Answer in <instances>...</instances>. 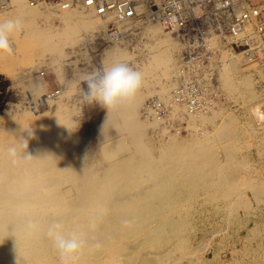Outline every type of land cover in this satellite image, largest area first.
I'll return each instance as SVG.
<instances>
[{
  "label": "bare ground",
  "instance_id": "bare-ground-1",
  "mask_svg": "<svg viewBox=\"0 0 264 264\" xmlns=\"http://www.w3.org/2000/svg\"><path fill=\"white\" fill-rule=\"evenodd\" d=\"M116 12V7L100 14L55 1L0 0V19L24 23L12 38L13 54L0 53V264H61L47 235L54 221L85 241L76 264H264V150L258 147L254 159L241 155L245 129L232 115L217 123L219 111L203 98L220 93V86L237 93L248 82L246 63H263L216 41L209 63L195 62L214 72V81H206L192 105L180 101L175 98L180 76L189 78L181 74V43L171 24L152 19L147 6L139 5L141 41L133 52L125 35L136 29L121 28V39L106 42L97 55L101 68L134 64L143 86L109 111L97 107L92 153L74 120L77 105L71 108L67 99L78 93L84 76L74 58L95 53ZM246 30L255 33L254 18ZM66 66L74 71L71 77ZM41 68L52 78L40 74ZM61 82L62 94L47 99L49 87ZM153 95L167 107L164 115L144 104ZM251 111L262 119L259 105ZM169 122L180 123L178 131L169 132ZM151 129L159 139L153 140ZM20 139L27 140L22 155L32 158L13 163L7 149ZM29 219L36 229L27 228Z\"/></svg>",
  "mask_w": 264,
  "mask_h": 264
},
{
  "label": "built area",
  "instance_id": "built-area-1",
  "mask_svg": "<svg viewBox=\"0 0 264 264\" xmlns=\"http://www.w3.org/2000/svg\"><path fill=\"white\" fill-rule=\"evenodd\" d=\"M42 0H31L38 4ZM55 1L63 7L83 6L94 8L105 14L110 8H117V15L107 23L104 30L107 39L98 41L112 44L122 37L121 28L130 32L136 29L137 8L145 4L150 17L164 19L171 24L172 34L181 43L179 54L181 74L175 98L193 102L205 90L206 81H214L215 73L196 67L195 62L205 66L209 63L214 43L219 41L228 50L244 58H255L264 64V0H46ZM127 18L133 26H128ZM254 18L255 33L246 30ZM250 26V25H249ZM248 26V27H249ZM112 39V40H111ZM204 64V65H203ZM189 71H188V70ZM208 82V83H209ZM148 108L157 115H164L167 107L160 100L150 102Z\"/></svg>",
  "mask_w": 264,
  "mask_h": 264
},
{
  "label": "rangeland",
  "instance_id": "rangeland-1",
  "mask_svg": "<svg viewBox=\"0 0 264 264\" xmlns=\"http://www.w3.org/2000/svg\"><path fill=\"white\" fill-rule=\"evenodd\" d=\"M138 30L139 29L136 28V31H135L134 34H132L130 32V33L125 35L126 40L129 39L128 43H132L133 42L132 44H129V48H128L129 51H132L133 48H134L133 46L137 45L141 41L140 34H139ZM131 38H133L132 39L133 41L131 40ZM100 43H102V44L100 45ZM103 48H104L103 42L99 41V44L96 43V47L94 48V50H95L94 54L92 53V51H93L92 50V51L86 52V54H87L86 56L80 54L78 57L74 58L77 61H76L75 65H73V66L78 69L77 72H79L80 69H82L83 71L81 70L79 73H82V76L83 75L84 76H83V79L81 77L82 80L80 79V83H79V80H78V87H79L78 93L77 94L74 93V95L71 96V98H70L71 100L69 98L67 99V103L70 105L71 108H75L76 105H77L76 114H75V116L73 115L74 116V120L76 119L75 122H76V125H77V129L79 131L80 136L84 140L85 146L92 153L96 152V143H95V134H94L95 130H93V129L95 128V122H97L98 119H99V115H98V113H96L98 111H95V110H97L98 109L97 107H99L100 105L97 104V103L94 104V102L90 103V102H88L85 99V97L83 95V92L87 91V87H86L87 84H86V82L84 80L89 74H91V73H93V72H95V71H97V70H99L101 68V65H100V62H99L100 61V56H98L97 54H102V52H104V51H102ZM134 50L136 51V46H135ZM80 56H81V58L78 60V58ZM85 58H86V60H85ZM87 58H89L88 59L89 61L87 60ZM88 62H90V63H88ZM126 63H129L134 69L136 68V67H134L135 66L134 64H131L130 62H126ZM45 65L46 64H44V66ZM245 66L246 67H245L244 74L247 75L249 84L247 82L246 83L247 85L245 84V86L241 87L240 88L241 90H239L235 94L234 93H231V94L227 93V91L224 89V87L220 86L218 84L220 86L218 88L219 91H221L220 93H218V94L217 93H209V94L207 93L206 95L203 93L204 94L203 98L205 97L204 101L205 102H209L210 105L213 104V106L217 109V111H219L218 113H219V117L220 118L218 116L215 118L217 123L221 122L223 120V117L225 118V116L232 115L234 118H236V124L238 126H240V127L242 126L243 130L245 129V131H246V133L243 134V136L239 140V142H240L239 148L241 147L240 148L241 150L239 149V152H240L241 155H244V156H247V157H250V154H251L252 159H254V157L257 156L256 155L257 154L256 151H257L258 147H260L259 148L260 150H262V149L264 150V148H263L264 147V124L261 125V121L264 118V64H262V65L260 64L259 65V63H257L256 61H253V62H250V63L249 62L246 63ZM73 72L74 71L71 70L70 66L64 67V73L66 74L67 77H71L72 76L71 74H73ZM39 73L40 74H45L44 76L47 79H51L52 75H53L51 72L45 73V70L43 68H41L39 70ZM69 74H70V76H69ZM5 84H6L5 85L6 87L9 86L6 81H5ZM59 84L55 83L54 85L49 87L48 91H50L49 92L50 94L46 93V96L49 95L47 99H49V98H51V99L53 98L54 99L55 98L54 96H58V95L62 94V93H60V94L58 93V92L61 91L60 90L61 86H63L62 82H61L60 85ZM79 91L81 93H79ZM53 93L55 95H53ZM200 94H202V93H200ZM199 96H201V95H199ZM249 96H250V98H249ZM154 97L156 98V96L153 95L152 98L149 97L148 99H146L144 104L148 105L150 102L154 101L155 100ZM206 97H208L207 100H206ZM213 97H215V98H213ZM51 99H49V100H51ZM75 100H77V102ZM210 100L211 101L212 100L216 101L215 104H214V102L211 103ZM247 100H249V102ZM242 101H245V102H242ZM256 105L260 106V111L262 113V114L261 113L260 114H261V117L263 116L262 119L260 117V119H261L260 121L257 119L259 121V123L257 122L256 117H254L256 115H254L252 113V111H251L253 106H256ZM78 106H79V110H78ZM77 112H78V115H77ZM75 117H78V119L75 118ZM177 120H176V122H177ZM176 122H175V124L169 122V124H170L169 125L170 128L168 126L169 132L173 133V132L178 131V129H179L178 125H181V124L180 123H176ZM178 122H179V120H178ZM263 123H264V121H263ZM182 124H184V126H185V121H183ZM176 127H177V129H176ZM254 130L257 131V132H255ZM187 131L188 130H186V129H182V130H180V134H182V136L186 135ZM149 132H150V136L151 137L153 136L152 138H153L154 141L157 138L158 139L160 138L159 137L160 134L156 133L155 131L153 132V130H152V132L151 131H149ZM87 144H88V146H87ZM245 148H246V150H245ZM259 149H258V151H260ZM229 243L230 242L228 241V244ZM224 250H225V252L227 254L230 253L228 247L225 248Z\"/></svg>",
  "mask_w": 264,
  "mask_h": 264
},
{
  "label": "clouds",
  "instance_id": "clouds-1",
  "mask_svg": "<svg viewBox=\"0 0 264 264\" xmlns=\"http://www.w3.org/2000/svg\"><path fill=\"white\" fill-rule=\"evenodd\" d=\"M24 28V23L19 18L0 19V53L13 54V37L20 33ZM87 91L83 92L85 99L90 103H97L108 111L116 106L120 101L135 97L143 86L142 73L134 69L129 63L120 62L89 74L85 80ZM28 135L32 136L31 130ZM27 148V140L20 139L18 143L8 147L7 152L13 158V163L17 157L24 160L32 158L31 155H22ZM106 211V210H102ZM123 223L128 226L131 221L124 220ZM37 224L34 220L27 221L29 230L36 229ZM47 235L52 240L53 248L59 255L61 264H76L79 253L81 252L85 241L80 235L73 232L65 234L63 224L60 221H54L48 228ZM99 248V242L95 245Z\"/></svg>",
  "mask_w": 264,
  "mask_h": 264
}]
</instances>
